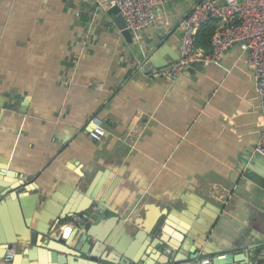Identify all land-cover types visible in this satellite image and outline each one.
<instances>
[{"label": "crops", "instance_id": "obj_1", "mask_svg": "<svg viewBox=\"0 0 264 264\" xmlns=\"http://www.w3.org/2000/svg\"><path fill=\"white\" fill-rule=\"evenodd\" d=\"M98 1L0 0V235L17 248L11 264H123L98 242L118 237L151 262L157 226L181 243L179 230L193 229L200 252L264 264L261 100L240 48L169 81L159 70L179 59L193 2L158 9V25L131 44ZM95 116L100 141L87 133ZM78 226L95 237L93 260L76 249Z\"/></svg>", "mask_w": 264, "mask_h": 264}, {"label": "built area", "instance_id": "obj_2", "mask_svg": "<svg viewBox=\"0 0 264 264\" xmlns=\"http://www.w3.org/2000/svg\"><path fill=\"white\" fill-rule=\"evenodd\" d=\"M183 1H192L193 7L181 23L180 57L161 68L160 75L174 81L194 65L208 67L221 63L227 52L238 46L253 72L255 90L261 100V138L256 151L264 158V0H99L98 6L106 10L117 7L127 30L140 41L148 28L158 25V9ZM212 20L216 21V29L205 49L197 45V33ZM90 123L93 128L87 131L89 137L100 141L106 135L101 118L95 116ZM85 221L77 219L75 225ZM16 255L17 248L12 246L0 258V264H11Z\"/></svg>", "mask_w": 264, "mask_h": 264}, {"label": "water", "instance_id": "obj_3", "mask_svg": "<svg viewBox=\"0 0 264 264\" xmlns=\"http://www.w3.org/2000/svg\"><path fill=\"white\" fill-rule=\"evenodd\" d=\"M108 14L113 19V22L121 31L124 38L129 43L133 44V37L127 30L126 22L124 18L119 14V9L117 7L110 8L108 10ZM248 175L250 181L255 180L254 176H251L250 173ZM5 190L6 189H1L0 195ZM17 190L21 189L17 188ZM7 193L9 194L11 192L7 191L6 194ZM95 216L99 217V214H96ZM88 220L89 219L87 218L86 224L89 223L90 220ZM169 228L171 227L169 226ZM72 231H76L75 234H79L78 243H82L81 248H75L82 254L86 255L87 259L93 260V257L95 256V251H93V249L96 245L94 242H92V239L95 238L93 233L89 231L84 233V226L75 227L74 229H72ZM153 231H156L155 234H157L158 236L156 237V240L152 241L151 247L154 250L159 248L160 251H157V253L160 252V256L155 259L152 255H156L157 253H147L151 259V262L141 260L138 258V255L136 256L135 246L130 247L127 245L129 237H118L117 239L120 241V243H116L115 241L109 243L107 240L103 241L101 238L98 239V242L102 243L106 247L112 248L116 253L123 256V264H152V262H154V264H245V262H247L248 260L246 252H242L239 254L228 253L224 255H219L214 250H212L211 252H200L197 247L193 248V243L195 242V240L191 237L190 233L195 234V231L191 228L187 232L179 230L181 235L184 236L182 243L179 242L178 239L174 241V237L170 235L169 229L167 228L157 226L153 229ZM46 235L49 236V234ZM2 245L7 246V248L5 249L6 253L7 249L13 246V243L10 241V239H7V237L0 235V248ZM97 248H101V246L98 245ZM203 256H211V258L208 260H204Z\"/></svg>", "mask_w": 264, "mask_h": 264}, {"label": "trees", "instance_id": "obj_4", "mask_svg": "<svg viewBox=\"0 0 264 264\" xmlns=\"http://www.w3.org/2000/svg\"><path fill=\"white\" fill-rule=\"evenodd\" d=\"M216 21L212 20L209 23L203 25L197 33V45L208 49L210 39L215 32Z\"/></svg>", "mask_w": 264, "mask_h": 264}, {"label": "bare ground", "instance_id": "obj_5", "mask_svg": "<svg viewBox=\"0 0 264 264\" xmlns=\"http://www.w3.org/2000/svg\"><path fill=\"white\" fill-rule=\"evenodd\" d=\"M5 254V253H4Z\"/></svg>", "mask_w": 264, "mask_h": 264}]
</instances>
